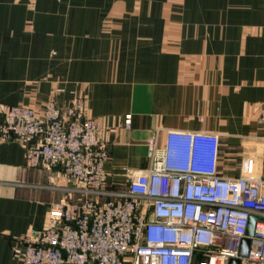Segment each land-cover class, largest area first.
Wrapping results in <instances>:
<instances>
[{
  "label": "crops",
  "instance_id": "crops-1",
  "mask_svg": "<svg viewBox=\"0 0 264 264\" xmlns=\"http://www.w3.org/2000/svg\"><path fill=\"white\" fill-rule=\"evenodd\" d=\"M52 96L83 97L103 125L110 189L170 129L218 133L222 173L261 176L264 0H0V126L7 108ZM77 185L0 136V264H24L25 236Z\"/></svg>",
  "mask_w": 264,
  "mask_h": 264
},
{
  "label": "built area",
  "instance_id": "built-area-1",
  "mask_svg": "<svg viewBox=\"0 0 264 264\" xmlns=\"http://www.w3.org/2000/svg\"><path fill=\"white\" fill-rule=\"evenodd\" d=\"M103 129L83 97L4 111L2 139L24 143L30 166H60L78 184L79 197L53 202L48 225L25 236L15 252L24 264H264V174H223L218 133L167 130L162 147L157 138L148 143L149 167L128 170L126 187L110 189Z\"/></svg>",
  "mask_w": 264,
  "mask_h": 264
},
{
  "label": "water",
  "instance_id": "water-1",
  "mask_svg": "<svg viewBox=\"0 0 264 264\" xmlns=\"http://www.w3.org/2000/svg\"><path fill=\"white\" fill-rule=\"evenodd\" d=\"M257 221H258L257 216L252 215L250 217V222H249V226L247 230L248 236H252L254 234L255 225ZM250 243H251V240L249 237L243 239L241 249H240V256H245L248 254ZM229 264H241V258L240 257L232 258Z\"/></svg>",
  "mask_w": 264,
  "mask_h": 264
},
{
  "label": "rangeland",
  "instance_id": "rangeland-1",
  "mask_svg": "<svg viewBox=\"0 0 264 264\" xmlns=\"http://www.w3.org/2000/svg\"><path fill=\"white\" fill-rule=\"evenodd\" d=\"M31 167H33V166H31Z\"/></svg>",
  "mask_w": 264,
  "mask_h": 264
}]
</instances>
